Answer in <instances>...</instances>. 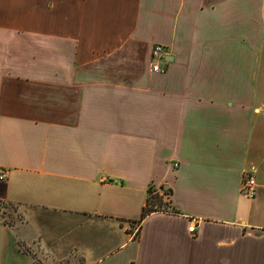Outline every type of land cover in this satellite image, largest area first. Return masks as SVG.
<instances>
[{"label": "crops", "instance_id": "obj_1", "mask_svg": "<svg viewBox=\"0 0 264 264\" xmlns=\"http://www.w3.org/2000/svg\"><path fill=\"white\" fill-rule=\"evenodd\" d=\"M23 1L0 0V202L22 216L0 264H264V0H43L36 25ZM149 186L170 207L141 219Z\"/></svg>", "mask_w": 264, "mask_h": 264}, {"label": "built area", "instance_id": "obj_2", "mask_svg": "<svg viewBox=\"0 0 264 264\" xmlns=\"http://www.w3.org/2000/svg\"><path fill=\"white\" fill-rule=\"evenodd\" d=\"M166 52L164 46L160 44H155L151 49V60H150V71L152 72H164L165 69L161 67L158 63V59ZM6 172L3 169H0V180L4 179ZM156 191L162 195L163 198H166L167 195L164 193V190L161 188H155ZM241 192L249 197L253 198L256 192V182L252 172H244L241 182Z\"/></svg>", "mask_w": 264, "mask_h": 264}, {"label": "rangeland", "instance_id": "obj_3", "mask_svg": "<svg viewBox=\"0 0 264 264\" xmlns=\"http://www.w3.org/2000/svg\"><path fill=\"white\" fill-rule=\"evenodd\" d=\"M22 3L29 10V13H30L29 23L31 25H36L38 23V19L41 18L39 16L41 15V13L39 14V12H42L44 8L48 9L49 7V1L44 2L43 0H26V1H23ZM50 23L52 24V21ZM1 205L2 207L0 209V215L3 218V221L14 223L17 219L21 220V217H22L21 211H19L20 209L18 206L7 205V204H1ZM17 243L19 247H21V244L18 240H17Z\"/></svg>", "mask_w": 264, "mask_h": 264}, {"label": "trees", "instance_id": "obj_4", "mask_svg": "<svg viewBox=\"0 0 264 264\" xmlns=\"http://www.w3.org/2000/svg\"><path fill=\"white\" fill-rule=\"evenodd\" d=\"M161 189L164 190V193H167L168 189H164L163 187H161ZM1 204H6V203L0 202V209L2 207ZM7 205H11V204L7 203ZM168 207H170V204L163 200L162 195H160L153 186H149L147 188V197L145 201V206L142 209L141 219L144 218L149 213L155 211L167 210ZM171 211H176V210L171 206Z\"/></svg>", "mask_w": 264, "mask_h": 264}]
</instances>
